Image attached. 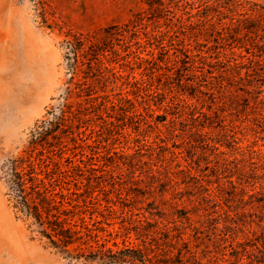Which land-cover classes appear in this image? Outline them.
<instances>
[{"label": "rangeland", "instance_id": "obj_1", "mask_svg": "<svg viewBox=\"0 0 264 264\" xmlns=\"http://www.w3.org/2000/svg\"><path fill=\"white\" fill-rule=\"evenodd\" d=\"M174 1L0 0V264H90L16 218L6 165L29 154L72 222L114 249L167 248L165 264L189 251L205 262L259 219L264 23L239 31L207 9L214 0ZM240 1L264 16V0ZM114 25L126 30L102 65L72 78L66 41ZM85 76L92 95L81 97Z\"/></svg>", "mask_w": 264, "mask_h": 264}, {"label": "trees", "instance_id": "obj_2", "mask_svg": "<svg viewBox=\"0 0 264 264\" xmlns=\"http://www.w3.org/2000/svg\"><path fill=\"white\" fill-rule=\"evenodd\" d=\"M209 1L211 0H205V3ZM174 2V0H147L153 10L161 8L165 11L172 7ZM214 2L216 4H212L207 9L211 8L218 14L225 11L231 13L232 26L237 25L239 31L252 29L251 23L258 26L264 23L262 14L258 15L259 19L253 16L258 11L256 5L247 8V4L240 0H214ZM232 26L228 28L232 29ZM125 30L123 26L114 25L94 33L75 34L67 40V61L72 78L79 75V68L87 62L102 65L101 56L104 54L105 46H108L112 37L123 35ZM253 30H257L258 33V28ZM84 78L85 82L89 81L87 76ZM90 83H84L87 86L80 88L79 96L92 95V90L89 89ZM42 171L31 154L9 160L6 165L9 202L16 218L31 221L30 227L34 226L38 234L46 238L47 243L70 263L165 264L169 263V260L172 261L171 257L168 258L170 252L167 248H160L158 251L159 246L154 247L150 244L146 247L117 246V249H114L100 241L99 236L93 233L85 220H82V225L72 222L77 212L66 207L65 202L68 201L65 194L57 191L55 181L50 180L49 174L43 176ZM257 217L258 220L248 221L246 230L240 231L243 235L234 228L232 231L234 236H231L230 240L226 239L228 245L214 253L210 251L209 258L205 262L196 253L189 251V256L181 258L179 264H264V209Z\"/></svg>", "mask_w": 264, "mask_h": 264}]
</instances>
